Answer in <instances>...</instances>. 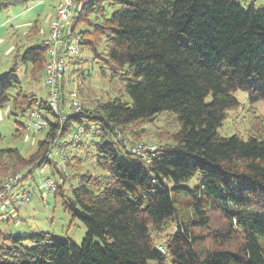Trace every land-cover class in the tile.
<instances>
[{
    "label": "trees",
    "instance_id": "trees-1",
    "mask_svg": "<svg viewBox=\"0 0 264 264\" xmlns=\"http://www.w3.org/2000/svg\"><path fill=\"white\" fill-rule=\"evenodd\" d=\"M70 30L63 38L77 37L78 53H88L115 95L63 111L62 123L48 113L29 156L0 148V180L52 165L61 183L53 193L85 234L76 244L46 232L0 231V264H264V116H252L244 137L217 132L239 106L236 91L251 105L264 101V9L234 0H88ZM36 32L34 25L27 35ZM17 58L32 81L43 79L42 40ZM73 58L72 74L82 63ZM15 66L0 75V109L48 112ZM60 97L64 104V80ZM163 112L177 130L166 140L153 135L147 159L133 154V144H150L141 139ZM20 126L13 140L28 136ZM79 128V139L65 143ZM54 139L63 168L43 157ZM195 176L197 184L187 185Z\"/></svg>",
    "mask_w": 264,
    "mask_h": 264
},
{
    "label": "rangeland",
    "instance_id": "rangeland-1",
    "mask_svg": "<svg viewBox=\"0 0 264 264\" xmlns=\"http://www.w3.org/2000/svg\"><path fill=\"white\" fill-rule=\"evenodd\" d=\"M234 1L243 8H247L253 3L255 9H264V0ZM57 2L58 0H11L6 8L0 9V39H2L0 43V75L16 64V74L21 80L22 87L26 91L34 92L37 98L42 100H47V89L43 84L42 77L37 81H32L25 71L24 64L18 58L17 60L15 58L25 48L41 40L43 41V38L48 33L49 22L53 18ZM34 25L37 28V32L32 36L27 35L28 30ZM69 41H72V38ZM10 46L14 48L8 54L7 49ZM87 55L88 53L86 52L77 53L75 56H78L79 58L77 59H81L82 63L74 67L77 71L72 74L70 71L73 67L74 58H72L69 61L63 79L66 86V96H68L69 90L77 89L78 98L83 105L90 99L100 97L105 92H109L111 96L115 95L114 91L110 90L107 80L99 76L96 66L94 64L91 65L90 57ZM84 59L88 61L84 62ZM80 74H84V84L80 83ZM235 95L239 101V106L228 113L227 118L217 129L218 134L222 136L236 133L244 137L254 128L252 116H264V101L251 105L246 101L244 92L236 91ZM66 102H68L67 97L64 103ZM28 119V113L23 117L19 115L12 116L8 115L6 106L0 109V133L2 135L0 148H17L23 156H29L34 151L35 142L43 137L44 130L34 134H32V130L25 131V134H28L29 137L27 141L25 137L16 140L11 138L12 132L16 128H20V124L26 125ZM153 124L156 126L153 129L154 131H147L146 136L141 139L152 145H156L153 135L156 134L160 140H166L177 130L176 122L169 112H163L162 115L154 120ZM132 128L138 129L140 126L136 125L132 126ZM54 160L57 161V157ZM47 178L58 185L61 184L59 175L52 165L36 167L22 180V187L29 193V202L24 206L15 207L11 217L7 220H0V231L6 235L14 236H29L36 232H46L53 238L70 239L74 243L79 244L84 237L85 226L78 219L71 217L62 204V196L53 192L47 193L40 186L41 182ZM197 182L198 177L195 176L186 184L193 186ZM62 188L63 194L68 195L69 183L65 182ZM95 241L98 242V239H95ZM23 244L28 247L32 246L27 240L23 241Z\"/></svg>",
    "mask_w": 264,
    "mask_h": 264
},
{
    "label": "built area",
    "instance_id": "built-area-1",
    "mask_svg": "<svg viewBox=\"0 0 264 264\" xmlns=\"http://www.w3.org/2000/svg\"><path fill=\"white\" fill-rule=\"evenodd\" d=\"M88 0H58L55 6L54 19L49 26L48 33L43 39V44L46 46V62L43 71V84L47 89V108L48 112L33 110L28 116V123L24 125L25 131L32 130V134L39 133L46 124L45 117H49L48 113H53L62 123L66 120L63 111L76 113L81 110V101L78 98L77 89L69 90L68 102L62 104L60 97V87L64 79V74L68 68L69 61L78 53L75 44L77 37L69 36L63 38L64 35L70 34L71 19L75 12L80 9L82 3ZM72 38V41L69 39ZM66 104V106H65ZM65 106V108H64ZM64 108V109H63ZM81 129H77L70 134L64 142L78 140ZM26 140L29 137L26 136ZM54 139L52 147L46 150L43 157L53 163L57 168H63L65 158L62 150L55 144ZM135 155L146 158L155 150L154 145L143 144L142 142L135 143L130 148ZM57 157V161L54 158ZM48 164H44L46 166ZM41 166V167H43ZM30 168V167H29ZM23 172H16L7 175L0 180V220H7L11 217L15 207L24 206L29 202V193L22 187ZM56 183L47 178L41 182V187L47 193L53 192L56 189Z\"/></svg>",
    "mask_w": 264,
    "mask_h": 264
},
{
    "label": "crops",
    "instance_id": "crops-1",
    "mask_svg": "<svg viewBox=\"0 0 264 264\" xmlns=\"http://www.w3.org/2000/svg\"><path fill=\"white\" fill-rule=\"evenodd\" d=\"M55 10V9H54ZM55 13V12H54ZM53 19H54V15H53V18L50 20V22H49V26H50V24L52 23V21H53ZM49 26H48V29H49ZM44 39V38H43ZM2 42V39H0V43ZM13 48L14 47H12V46H10L8 49H7V53L9 54L12 50H13Z\"/></svg>",
    "mask_w": 264,
    "mask_h": 264
}]
</instances>
